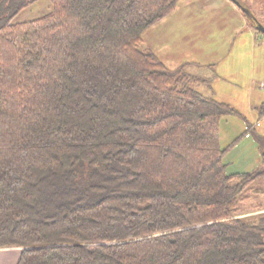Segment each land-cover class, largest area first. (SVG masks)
<instances>
[{
    "label": "trees",
    "instance_id": "trees-1",
    "mask_svg": "<svg viewBox=\"0 0 264 264\" xmlns=\"http://www.w3.org/2000/svg\"><path fill=\"white\" fill-rule=\"evenodd\" d=\"M38 1L0 0V248L17 264H264V215L239 214L264 171L228 173L219 143L240 113L140 47L179 0H48L12 22Z\"/></svg>",
    "mask_w": 264,
    "mask_h": 264
},
{
    "label": "crops",
    "instance_id": "crops-1",
    "mask_svg": "<svg viewBox=\"0 0 264 264\" xmlns=\"http://www.w3.org/2000/svg\"><path fill=\"white\" fill-rule=\"evenodd\" d=\"M218 1L179 0L170 15L142 34L140 47L150 50L168 69L188 63V74L211 79L208 85H201L197 91L205 97L227 104L230 103L219 97L220 93L214 83L220 79L225 80L229 76L226 71H230L231 67L234 66L235 70L240 56H249L253 70L244 86L250 96L257 90L260 94L254 103H249L252 112H255L258 105L264 102V57L260 64H254L255 47L263 45L264 37L250 26L232 1ZM205 7L206 12L202 10ZM206 16L209 20L204 24ZM229 78L240 83L244 77L240 79L232 75ZM261 118L255 122L244 119V127L251 126L255 132ZM20 251L18 247L0 248V264H17Z\"/></svg>",
    "mask_w": 264,
    "mask_h": 264
},
{
    "label": "rangeland",
    "instance_id": "rangeland-1",
    "mask_svg": "<svg viewBox=\"0 0 264 264\" xmlns=\"http://www.w3.org/2000/svg\"><path fill=\"white\" fill-rule=\"evenodd\" d=\"M258 7H260L259 4L254 6L253 9H255L258 15L264 17V9L262 8V12L259 13ZM51 9L52 6L48 0H39L38 2L20 11L12 22L21 23L37 20L46 15L49 11H51ZM202 10L206 12L207 7ZM208 20L209 18L206 16L204 18V24L207 23ZM261 37H264V35H261ZM263 57L264 42L263 45H256L255 47L254 64H260ZM249 63L250 57L243 54L236 62L235 70H233L234 66L231 67L230 71H226L229 76H227L225 80L220 79L214 83V86L218 89V93H220L218 94L219 97L229 102L230 104L228 105L237 110L241 115V117L226 116L219 122L220 146L222 148H228L223 160L224 163L227 164L226 170L228 173H256L264 171V115L260 116L257 110L252 112L249 104L251 102L254 103L256 99H258L257 96L259 93L257 90V92H253L250 96L244 86V83L250 77V71L253 70V63L251 66ZM232 75L244 78L242 82L239 83L234 81L232 78H229L230 76L232 77ZM200 86L201 85L194 86L195 90L197 91V88ZM235 106L239 110L236 109ZM242 117L247 122H255L259 117H262L259 120L260 125L257 127L255 132L249 134V138L241 137L245 130V122ZM239 214H242V217L245 218H254L259 215H264V176L256 179L241 195Z\"/></svg>",
    "mask_w": 264,
    "mask_h": 264
},
{
    "label": "flooded vegetation",
    "instance_id": "flooded-vegetation-1",
    "mask_svg": "<svg viewBox=\"0 0 264 264\" xmlns=\"http://www.w3.org/2000/svg\"><path fill=\"white\" fill-rule=\"evenodd\" d=\"M238 3L247 9L248 11V20L253 21V22H259L262 25H264V17L260 16L257 14V12L255 11V9H253L254 6H256L257 4L260 5V7H258V12L261 13L262 12V8L264 9V0H237ZM253 6V7H252ZM263 18V20H262Z\"/></svg>",
    "mask_w": 264,
    "mask_h": 264
},
{
    "label": "water",
    "instance_id": "water-1",
    "mask_svg": "<svg viewBox=\"0 0 264 264\" xmlns=\"http://www.w3.org/2000/svg\"><path fill=\"white\" fill-rule=\"evenodd\" d=\"M232 1L238 8L239 10L241 11V13L247 18L248 17V11L246 8L242 7L237 0H230ZM248 20V18H247ZM250 26L257 32H259L260 34H263L264 35V25H262L261 23L259 22H253V21H250L248 20Z\"/></svg>",
    "mask_w": 264,
    "mask_h": 264
}]
</instances>
